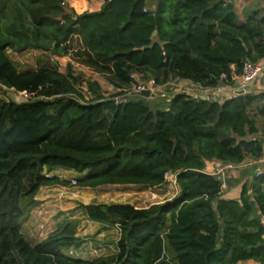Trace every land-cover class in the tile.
<instances>
[{
	"label": "trees",
	"instance_id": "1",
	"mask_svg": "<svg viewBox=\"0 0 264 264\" xmlns=\"http://www.w3.org/2000/svg\"><path fill=\"white\" fill-rule=\"evenodd\" d=\"M144 8L145 0H104L97 11L77 13L64 0H0V84L33 93L22 102L0 98V264H264V175L243 182L238 198H224L222 180L205 172L210 163L261 156L262 142L251 135L263 92L222 100L177 93L159 108L144 98L115 104L86 80L93 97L82 104L71 96H81L84 79L74 64L119 89L109 97L132 85L133 72L159 84H231L246 60L264 57V15L242 21L233 0H157L154 10ZM7 48L69 62L64 71L17 70ZM53 167L78 173L80 187H156L172 171L181 192L147 207L83 204L88 219L118 224L121 235L113 254L72 257L64 251L80 241L75 218L35 243L21 233L40 187L71 185L48 174Z\"/></svg>",
	"mask_w": 264,
	"mask_h": 264
},
{
	"label": "crops",
	"instance_id": "2",
	"mask_svg": "<svg viewBox=\"0 0 264 264\" xmlns=\"http://www.w3.org/2000/svg\"><path fill=\"white\" fill-rule=\"evenodd\" d=\"M64 1H65L67 6L73 8L77 13H80V12L85 11V10L97 11L101 8V6L104 2V0H64ZM156 2H157V0H145V6L149 10H154L156 7ZM233 3L235 6V10L239 16V19L242 21H244L248 16H251V15H256L258 17L264 15V0H233ZM79 69L82 72V74L81 73H79V74H81L83 76V78H87L89 80H94V81L98 82V84L101 87V90L105 87V86H103L104 81H106L109 84V89H113L114 91L119 90L118 88H115L114 86H112V84H110V82L105 78L104 75H102L100 73L87 72L82 67H79ZM88 76L90 78H88ZM177 80L178 79H171V80H168V82L177 81ZM180 81L184 82L186 80H180ZM221 86H224V85H221ZM167 89H170V88H167ZM253 89L254 90L251 93L254 95L260 94L262 92L264 93V69H263L262 73L259 75V77L255 80ZM169 91L170 90H167L168 94L171 93ZM225 93L223 95H225ZM226 96H228V95H226ZM154 99L150 101V104H152V106H154V107L157 106L159 108H162V107L165 108L167 103L163 104L162 101H159V102H155V104H154ZM223 99H225V97ZM263 104H264V99L259 101L255 105L254 110L252 111V115L254 116V119H255L257 131L251 135L253 138L260 140L262 142V145L264 143V108H263ZM250 160H257V159H250ZM216 163L217 162L208 164V166H209L208 169L213 168ZM258 166L262 168V170H263L262 175H264V148L262 150L261 156L259 157V163L258 164L256 163L255 165H252L250 167L235 169L233 172H230L226 176V178L224 180V185H222V190H223L222 196L224 198H238L239 192L241 189V185L243 184V182H245V181L250 182V181H254V180L257 181L258 176L255 177L254 174H255V169ZM48 174H54V175H57L59 178L66 179V180H70L71 178H75L78 176V173H76L75 171L70 170V169L61 168V167L51 168L50 170H48ZM127 185L130 186L129 190H132V191H131L130 196H128L129 200L126 202H121V203H130V204L134 205L135 207L140 206L139 203H140V200L143 199V193H145L146 191L148 192V190H151V188H152V187L146 186L144 184H126L125 186H127ZM105 186H107V185H102V186H98V187H80V186H76V187L80 188V189H92V188L98 189V188H102ZM111 186H115V185H111ZM63 188H64L63 185L42 186L39 188L38 193L36 195L37 203L31 209L28 217L26 218V220H24V222L21 225V233L24 236V238L26 240H28L30 243H35V242H37L36 240H38V239L41 240L45 237V236L40 235L39 233L35 232L36 228H34V226H33V222L36 223L38 220L37 211H36L37 205H39L40 203H43V204L48 205V207L52 206V208H49V210H47V215H51L52 217L56 216L57 213H59V211H61L53 219V221L58 219L57 220L58 222H56V224L61 223L65 219V216H67L65 214H62V212H64L66 209H69V208H72L73 206H75L74 201H72V199L69 198L70 195L67 194L66 197L59 198L58 192H60ZM139 189L144 191V192L142 194H139V191H138ZM157 189L155 188V190H157ZM263 189H264V185H263ZM159 191H163V190H159ZM169 191H171L170 188H169ZM251 191H252V189H250V192ZM135 199H137L139 201L135 202L134 201ZM171 200L172 199H168V201H171ZM39 201H40V203H39ZM52 203H54V204H52ZM83 204H87V202H83ZM56 209H58V210H56ZM52 217L50 219H52ZM72 217L77 220L75 234L79 237V239H81L84 236L91 233L93 235V237L100 239L101 242L104 243L105 247H107L109 249V251L107 253H104V254L107 255V254H113L116 252V248H117L116 247V242H117L116 233H115L112 225H108L105 223H101L98 221H92V220L88 219L84 210L82 211V216H80L79 218L75 217V216H70L68 218H72ZM53 221L47 220L48 231L50 230L49 225ZM53 225H54V223H53ZM53 227H55V226H53ZM37 237H38V239H37ZM107 248H106V250H107ZM91 251H93V250L91 249ZM91 251L82 252L79 258H88L85 255L91 254ZM236 264H260V263L257 261L249 259V260L238 261Z\"/></svg>",
	"mask_w": 264,
	"mask_h": 264
},
{
	"label": "built area",
	"instance_id": "3",
	"mask_svg": "<svg viewBox=\"0 0 264 264\" xmlns=\"http://www.w3.org/2000/svg\"><path fill=\"white\" fill-rule=\"evenodd\" d=\"M144 10H149V9H147L145 6ZM57 69L59 71H63L62 66L59 65V63H58ZM263 69H264V57L258 60L257 62H251V61L246 60L243 63L241 73L238 75L237 74L233 75L232 77L233 82L231 84H221L224 86L219 85L217 87H206L199 83L191 82L189 80L182 82L180 81L181 79L180 80L178 79L177 81H171V82L167 81L165 83L159 84L152 78L149 79L150 81L143 80L140 78V75L137 72H133L131 74V79L133 83L130 87L122 90L120 94L114 95L112 97L108 96L106 98L112 99L115 102V104H122L125 101H128L130 99H135V98H144V99L151 101L155 97H163L166 99V103H169L171 98L175 94L184 93L185 95L193 99L222 100L224 97L230 98L235 95H238L240 91L242 92L241 94L251 93L254 90L253 89L254 82L259 77V75L262 73ZM0 87L10 89L14 91L15 93L26 96L28 98L33 96V93H28L26 91H18L14 87H6L2 84H0ZM76 88L81 93V96L71 94V96L76 101L82 104H86L89 101V99L88 97L86 98L85 92L89 94L90 98L93 97L92 93L87 88L86 79H83L79 83V85L76 86ZM167 88H170V89H167ZM167 90H174V92L171 91V93L168 94ZM224 93L225 95H223ZM262 147L264 148V143ZM256 163L257 164L259 163V158L257 160H244L237 164L231 163V162H217L213 168L206 169L205 172L213 174L217 176L218 178H220L223 182L222 185H224V180L230 172H233L235 169L250 167L252 165H255ZM262 173H263L262 168L258 166L255 169L254 176L256 177L260 176L262 175ZM69 186L71 187L68 188V186H64V188L60 192H58L59 198L66 197L67 194L71 193L69 190L77 186L75 185L74 179H71V185ZM153 188H158L159 190H163L167 192L168 194H170L169 199H173L177 197L181 192V188L177 181V173L172 172V171L167 172L164 176L163 183ZM169 188L171 189V191H169ZM72 192H75V190H73ZM36 208H37L36 210L37 218L42 221V222L37 223L38 233L40 235H44L48 233L49 231H51V229L48 231V228L46 226L47 218H50L49 217L50 215H47V210H49V207L46 204H39L37 205ZM262 222L264 224V219L262 220ZM112 226L116 233V240H118L121 235V228L118 224H114ZM262 238L264 242V234L262 235ZM79 240L80 241L77 246H71L68 249H66L64 252L67 255L72 256V257H80L82 252H79L78 250L80 249L81 246L85 245V242L87 240L85 236Z\"/></svg>",
	"mask_w": 264,
	"mask_h": 264
},
{
	"label": "rangeland",
	"instance_id": "4",
	"mask_svg": "<svg viewBox=\"0 0 264 264\" xmlns=\"http://www.w3.org/2000/svg\"><path fill=\"white\" fill-rule=\"evenodd\" d=\"M5 54L8 57V59L11 61L12 65L17 70H22V69L27 68V67L39 68L40 66H43V65L57 66L58 67V63H59V65L62 66V70L64 71L66 64L69 62L68 56H66V55H54V54H50L48 52L47 53L42 52V51L37 50V49H26V50H22V51H16V50H13L11 48H7L5 50ZM79 67H80L79 65L74 64L73 65V71L76 73L82 74ZM88 78H90V77L88 76ZM146 78H147L146 80H149L151 78L154 79L153 77H151L149 75H147ZM84 79L89 80L87 78H84ZM103 86H105L102 89L105 97H108L111 94L116 92L113 89H109V84L106 81L103 82ZM171 91L174 92V90H170L169 92H171ZM85 96H86V98L88 97V99H90L89 94H87L86 92H85ZM0 98L12 99L14 101L20 102V101L26 100L28 97L20 95L18 93H15L14 91H12L10 89L0 87ZM159 101H162L163 104L166 103L165 98L156 97L154 99V104H155V102H159ZM71 179H73V178H71ZM70 187L71 186H68V188H70ZM129 189H130V186H128V185L127 186H125V185H115V186L107 185L105 187L98 188V189H93V188L92 189H80L77 187L71 188L69 190L71 193H69L68 195H70L69 198H71L72 201H74L75 206H73L72 208L66 209L64 212H62V214L67 215V216H65V218H68L70 216H75V217L79 218L80 216H82L83 202H87V203H91V202H100V203H103V202L104 203L126 202L129 200L128 196H130L131 191H132ZM73 190H75V192H72ZM157 190H155V188L152 187L151 190H148V192L146 191L145 193H143L144 191L139 189L138 190L139 194L143 193V199L140 200V203H139L140 206L139 207H147L152 203H160V202L167 201L169 199L170 194H168L165 191H159V189H157ZM134 201L136 202L139 200L135 199ZM39 203H40V201H39ZM40 204H43V203H40ZM52 204H54V203H52ZM49 208H52V206ZM56 210H58V209H56ZM60 212L61 211H59V213ZM59 213H57V215ZM56 216H54V217H56ZM49 217L51 218L52 216L50 215ZM54 217H52V219L47 218V220L53 221ZM57 220L58 219L54 220L49 225L51 230L54 228L53 226H56V222H58ZM39 222H42V221L40 219H38L36 223L33 222V226H34V228H36L35 232H37V233H38L37 223H39ZM53 223H54V225H53ZM46 235L47 234H44L43 236H46ZM85 237H86L87 241L85 242V245L81 246L78 251L79 252H85V251L88 252V251H91V249H92L93 251H91V254L85 255L86 257H88L86 259L93 258L95 256L100 255L101 253H102L101 255H106L104 253H107L109 251V249L107 247H105L104 243L101 242L100 239L93 237V235L91 233H89ZM37 239H38V237H37ZM36 241H39V239ZM106 248H107V250H106Z\"/></svg>",
	"mask_w": 264,
	"mask_h": 264
},
{
	"label": "water",
	"instance_id": "5",
	"mask_svg": "<svg viewBox=\"0 0 264 264\" xmlns=\"http://www.w3.org/2000/svg\"><path fill=\"white\" fill-rule=\"evenodd\" d=\"M242 92L240 91L239 94H241Z\"/></svg>",
	"mask_w": 264,
	"mask_h": 264
}]
</instances>
